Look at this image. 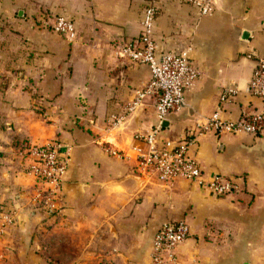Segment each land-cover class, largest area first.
Wrapping results in <instances>:
<instances>
[{"label": "crops", "instance_id": "obj_1", "mask_svg": "<svg viewBox=\"0 0 264 264\" xmlns=\"http://www.w3.org/2000/svg\"><path fill=\"white\" fill-rule=\"evenodd\" d=\"M145 2L0 0V208L9 202L18 213L9 237L8 228L0 236V264H147L152 237L174 220L191 226L180 264H264V131L198 137L192 152L204 173L238 179L228 196L184 179L169 185L138 168L146 148L139 135L157 121L154 100L146 96L126 113L151 71L115 46L137 37ZM214 6L201 16L189 3L158 2L159 50L193 45L200 71L185 106L164 120L162 140L182 138L216 110L224 120L264 111V99L249 92L264 58V0ZM56 16L75 22L74 39L52 30ZM228 87L237 92L219 105ZM52 139L69 146L71 165L60 212L47 215L32 200L36 179L20 152Z\"/></svg>", "mask_w": 264, "mask_h": 264}, {"label": "built area", "instance_id": "obj_2", "mask_svg": "<svg viewBox=\"0 0 264 264\" xmlns=\"http://www.w3.org/2000/svg\"><path fill=\"white\" fill-rule=\"evenodd\" d=\"M160 0H146L142 8L143 19L137 37L128 39L115 47L119 57L127 58L136 63L145 64L151 73L147 85L138 91L135 101L127 107L126 114H132L146 96L152 97L156 106L157 121L154 130L147 135H139L146 142V148L138 151V168L142 173L156 174L161 181L172 185L175 181L188 180L199 184L204 191L217 195L228 196L238 189L236 177L212 175L208 177L192 148L198 142V137L206 131H214L218 135L246 133L260 134L264 131V111H254L248 116L235 120H224L221 110H216L205 118L204 123L196 121L195 127L188 129L182 138H160L161 127L165 119L179 112L185 106V95L199 79L200 71L190 52L194 48L188 45L179 52L160 51L154 34L157 18V5ZM178 3H189L196 7L200 15L213 12L216 0H175ZM75 22L66 16H56L52 22V30L60 36L74 39L76 35ZM234 87L226 88L219 98V105L227 103L231 95L236 94ZM249 92L264 99V58L257 59V65ZM117 122L125 115L113 116ZM69 146L59 139H52L42 144L32 143L20 152L27 162V169L36 179L32 200L40 206L47 215L60 212V190L64 176L71 165ZM17 211H4L0 208V236L16 223ZM191 234L189 222L167 221L152 237V255L147 264H180L178 250Z\"/></svg>", "mask_w": 264, "mask_h": 264}]
</instances>
